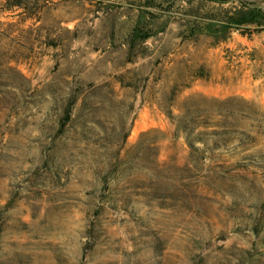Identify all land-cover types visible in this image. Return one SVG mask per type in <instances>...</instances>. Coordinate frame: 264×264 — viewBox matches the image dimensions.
<instances>
[{"label": "rangeland", "instance_id": "1", "mask_svg": "<svg viewBox=\"0 0 264 264\" xmlns=\"http://www.w3.org/2000/svg\"><path fill=\"white\" fill-rule=\"evenodd\" d=\"M241 1L0 0V264H264Z\"/></svg>", "mask_w": 264, "mask_h": 264}, {"label": "trees", "instance_id": "2", "mask_svg": "<svg viewBox=\"0 0 264 264\" xmlns=\"http://www.w3.org/2000/svg\"><path fill=\"white\" fill-rule=\"evenodd\" d=\"M217 4H225L230 0H213ZM239 7L234 8L233 11L225 10V14H230V18L226 21V23L233 24L236 26L245 25L253 22H257L260 17V14L255 11L254 9H245V3L240 0ZM229 16V15H228ZM152 36L150 31L148 29L146 31H143L142 28H139L136 26L132 32H131V42L133 41H146ZM66 116L68 117V113H66Z\"/></svg>", "mask_w": 264, "mask_h": 264}]
</instances>
